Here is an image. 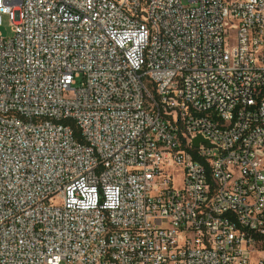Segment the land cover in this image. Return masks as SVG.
<instances>
[{"label":"built area","instance_id":"2783aa9c","mask_svg":"<svg viewBox=\"0 0 264 264\" xmlns=\"http://www.w3.org/2000/svg\"><path fill=\"white\" fill-rule=\"evenodd\" d=\"M2 16L0 264H264V0Z\"/></svg>","mask_w":264,"mask_h":264},{"label":"rangeland","instance_id":"374dc122","mask_svg":"<svg viewBox=\"0 0 264 264\" xmlns=\"http://www.w3.org/2000/svg\"><path fill=\"white\" fill-rule=\"evenodd\" d=\"M0 35L4 38H8L12 35L10 20L7 16H2V21H1V26H0Z\"/></svg>","mask_w":264,"mask_h":264},{"label":"water","instance_id":"95a60500","mask_svg":"<svg viewBox=\"0 0 264 264\" xmlns=\"http://www.w3.org/2000/svg\"><path fill=\"white\" fill-rule=\"evenodd\" d=\"M200 143H207L205 140H203L200 136L196 137L192 141V146L193 147H198Z\"/></svg>","mask_w":264,"mask_h":264}]
</instances>
